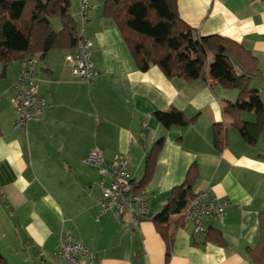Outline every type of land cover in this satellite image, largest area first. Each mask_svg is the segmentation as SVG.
Returning a JSON list of instances; mask_svg holds the SVG:
<instances>
[{"label": "crops", "instance_id": "obj_1", "mask_svg": "<svg viewBox=\"0 0 264 264\" xmlns=\"http://www.w3.org/2000/svg\"><path fill=\"white\" fill-rule=\"evenodd\" d=\"M89 2L84 29L97 75L93 83L72 78L66 55L74 46L34 55L46 101L41 120L14 128L12 84L23 64L15 60L5 70L0 64V254L9 264H61L52 254L65 233L93 250L94 264H264V125L250 143L222 112L227 101L237 100L236 89L209 77H167L157 65L140 70L113 20L102 15L104 0ZM69 3L79 28L80 0ZM177 10L198 34L225 36L250 50L258 68L250 86L264 110V0H177ZM171 109L193 120L165 127L154 114ZM240 118L254 121V111L241 110ZM214 124L221 149L214 146ZM161 137L143 188L151 217L134 227L127 213L99 207L102 174L87 156L98 148L105 165L126 156L138 183ZM192 163V193L209 188V197L228 206L222 220L207 217L199 234L192 221L172 214L166 259V242L152 217ZM209 229L219 230L225 244L207 238ZM261 242L259 261H253L249 250Z\"/></svg>", "mask_w": 264, "mask_h": 264}, {"label": "trees", "instance_id": "obj_2", "mask_svg": "<svg viewBox=\"0 0 264 264\" xmlns=\"http://www.w3.org/2000/svg\"><path fill=\"white\" fill-rule=\"evenodd\" d=\"M69 5V0H0L2 69L15 60L24 65L31 56L38 54L42 58L51 50L73 47L79 28ZM102 15L113 20L140 70L157 65L167 77L189 80L209 77L223 88L236 89L237 100L227 101L222 112L232 118L233 125L246 141L253 143L258 139L264 125V110L256 90L250 86L258 73L257 59L250 50L225 36L198 34L180 18L177 0H104ZM209 56L212 57L210 64ZM245 109L254 111V121L240 118V111ZM154 115L165 127L193 120L176 109L158 111ZM214 133V146L221 149L223 138L218 124H214ZM163 142V137L159 138L146 157L144 174L136 183L138 190L143 189L149 179L155 154ZM196 177L197 167L192 163L183 182L171 189L162 210L152 217L166 242V259L172 240L167 232L169 218L195 195L192 184ZM206 233L207 238L225 244L219 230L209 229ZM262 243L249 250L251 260L259 261ZM0 264H9L2 254Z\"/></svg>", "mask_w": 264, "mask_h": 264}, {"label": "built area", "instance_id": "obj_3", "mask_svg": "<svg viewBox=\"0 0 264 264\" xmlns=\"http://www.w3.org/2000/svg\"><path fill=\"white\" fill-rule=\"evenodd\" d=\"M93 4L89 0H80V19L74 52L66 55L70 64L72 78L93 83L97 71L91 60V44L85 35L84 23ZM12 103L15 105L16 115L14 128L24 129L28 122L42 119L45 99L39 94V79L33 69L31 56L20 69L12 84ZM87 162L100 167L102 179L99 182L100 197L98 205L101 209H111L117 214L127 213L132 226L149 215V203L143 189L138 190L128 169L126 156L115 157L110 163L104 164L102 151L94 148L89 151ZM210 189L205 188L190 198L178 214L184 220L193 223V233L205 231L204 220L216 216L220 220L224 217L228 206L227 201H216L210 196ZM94 252L81 242L74 241L65 233L60 235V248L52 254V258L61 264H94Z\"/></svg>", "mask_w": 264, "mask_h": 264}, {"label": "rangeland", "instance_id": "obj_4", "mask_svg": "<svg viewBox=\"0 0 264 264\" xmlns=\"http://www.w3.org/2000/svg\"><path fill=\"white\" fill-rule=\"evenodd\" d=\"M58 25V24H57Z\"/></svg>", "mask_w": 264, "mask_h": 264}]
</instances>
